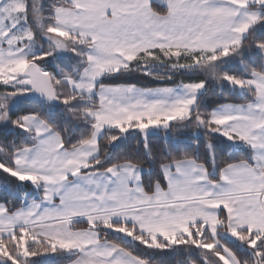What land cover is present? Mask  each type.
<instances>
[{
    "label": "snow or ice",
    "instance_id": "6c2138e0",
    "mask_svg": "<svg viewBox=\"0 0 264 264\" xmlns=\"http://www.w3.org/2000/svg\"><path fill=\"white\" fill-rule=\"evenodd\" d=\"M0 264H264V0H0Z\"/></svg>",
    "mask_w": 264,
    "mask_h": 264
}]
</instances>
